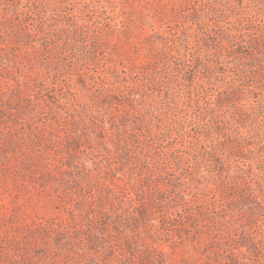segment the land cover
<instances>
[{"label":"rangeland","instance_id":"obj_1","mask_svg":"<svg viewBox=\"0 0 264 264\" xmlns=\"http://www.w3.org/2000/svg\"><path fill=\"white\" fill-rule=\"evenodd\" d=\"M0 264H264V0H0Z\"/></svg>","mask_w":264,"mask_h":264}]
</instances>
